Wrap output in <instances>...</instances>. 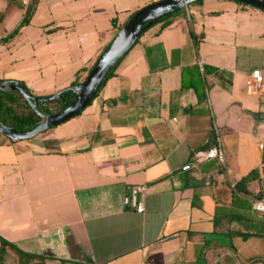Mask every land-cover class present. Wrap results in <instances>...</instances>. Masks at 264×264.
<instances>
[{
  "label": "crops",
  "instance_id": "1",
  "mask_svg": "<svg viewBox=\"0 0 264 264\" xmlns=\"http://www.w3.org/2000/svg\"><path fill=\"white\" fill-rule=\"evenodd\" d=\"M158 1L36 0L0 41V82L38 98L83 82ZM31 2L0 0V40ZM255 70L261 85L247 93ZM214 137L224 163H195ZM263 141L264 11L193 2L147 27L77 115L30 139L0 133V239L45 264L264 261V214L252 209ZM254 169L249 194L234 191ZM139 184L141 213L123 202ZM5 257L19 264L11 248Z\"/></svg>",
  "mask_w": 264,
  "mask_h": 264
},
{
  "label": "water",
  "instance_id": "2",
  "mask_svg": "<svg viewBox=\"0 0 264 264\" xmlns=\"http://www.w3.org/2000/svg\"><path fill=\"white\" fill-rule=\"evenodd\" d=\"M196 1L199 0H161L141 8L134 13L126 25L118 31L111 44L98 58L85 80L81 84L59 91L53 96L45 98L34 97L22 85L16 82H0V90L18 92L29 104L31 109L42 118L36 127L27 131H17L0 122V133L12 140L30 139L77 115L95 97L108 71L127 53L139 35L147 27L154 24L161 17L169 15L176 10L183 9ZM233 1L264 10V0ZM65 91H71L75 95L74 100L66 108L48 115L42 114L37 110V102L57 99Z\"/></svg>",
  "mask_w": 264,
  "mask_h": 264
},
{
  "label": "trees",
  "instance_id": "3",
  "mask_svg": "<svg viewBox=\"0 0 264 264\" xmlns=\"http://www.w3.org/2000/svg\"><path fill=\"white\" fill-rule=\"evenodd\" d=\"M36 0H32V2L27 7L26 13L18 26L5 38H3L0 41H6L7 39L13 37L15 34L19 32V30L28 24L30 17L33 14L34 11V5ZM198 2V1H197ZM239 3V2H237ZM242 4V3H240ZM179 10H176L175 12L166 15L164 17H161L156 22L165 20L169 18L171 15L177 13ZM264 11V10H263ZM136 13V12H135ZM165 26V25H164ZM116 65V64H115ZM115 65L108 71L104 79L102 80L99 89L104 84L107 78H109L112 74L113 68ZM82 82H74L71 84L78 85ZM98 89V90H99ZM98 92V91H97ZM75 98V95L71 91H65L63 92L57 99L49 100L45 102H37L36 108L37 110L45 115L53 114L56 112H59L66 108ZM42 120L40 116H38L29 106V104L24 100V98L15 91H3L0 90V122L6 126L12 127L13 129L17 131H27L31 130L34 127H36L39 122ZM216 145V138L214 137L210 144H208L206 147H204L201 150H207L212 148ZM263 149V155H262V161H264V141L262 144ZM253 180H259V170L254 169L252 170L248 175L240 179L235 185L232 187L234 188V191L236 192H243L244 194H249L247 190V185L249 182ZM262 197L261 194L257 195L256 199H260ZM11 248L13 251L17 253L19 256V264H23V260L26 261V264H45L44 259L39 255L29 254L21 251L14 245L8 243L7 241L0 239V264H6L5 263V256H6V249ZM247 264H264L263 260H257L254 259L252 261H247Z\"/></svg>",
  "mask_w": 264,
  "mask_h": 264
},
{
  "label": "built area",
  "instance_id": "4",
  "mask_svg": "<svg viewBox=\"0 0 264 264\" xmlns=\"http://www.w3.org/2000/svg\"><path fill=\"white\" fill-rule=\"evenodd\" d=\"M262 82V77L259 70H255L251 75L246 79L245 88L247 93H252L256 87H259ZM262 147V145H260ZM193 160L195 163H203L209 160H216L218 163H224V153L220 147V144L217 140L216 145L207 150H199L193 155ZM145 190V185H133L130 187L129 192L124 196L123 202L125 205L131 207L136 212L141 213L144 210L143 203L139 201V195ZM252 209L255 212L264 214V191L260 199H256L252 204ZM214 264H221L219 261H216ZM226 264H247L246 261H240L234 259L230 263Z\"/></svg>",
  "mask_w": 264,
  "mask_h": 264
},
{
  "label": "rangeland",
  "instance_id": "5",
  "mask_svg": "<svg viewBox=\"0 0 264 264\" xmlns=\"http://www.w3.org/2000/svg\"><path fill=\"white\" fill-rule=\"evenodd\" d=\"M5 263L10 264L11 260H9L7 257H5Z\"/></svg>",
  "mask_w": 264,
  "mask_h": 264
}]
</instances>
